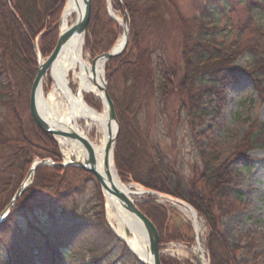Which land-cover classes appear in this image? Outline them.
<instances>
[{"label": "trees", "instance_id": "trees-1", "mask_svg": "<svg viewBox=\"0 0 264 264\" xmlns=\"http://www.w3.org/2000/svg\"><path fill=\"white\" fill-rule=\"evenodd\" d=\"M65 1L0 0V108L7 115L0 120V214L35 161L48 158L56 163L61 161L54 138L42 133L20 109L23 95L38 72L32 42L41 36L39 47L44 57L55 50ZM92 1L94 15L89 33L93 38L91 44L99 55L109 52L118 39V25L105 12V1ZM123 2L132 23L130 44L121 57L106 64L109 93L120 121L115 150L119 175L123 180L133 177L135 183L147 189L186 201L196 209L208 228L206 248L212 264H238L236 250L227 243L221 226L228 210L244 200L243 193L232 187L229 167L219 166L215 156L202 155L192 178L187 180L181 168L175 170L158 153L154 155L145 179L141 178L136 175L141 140L132 127L129 113L138 101V91L146 88L148 92L158 90L160 97L179 96L180 107L190 123L197 117L218 119L226 106V92L239 84L243 76H247L257 93L264 97V0H207L193 19H184L172 4L173 0ZM115 3L117 9L121 7L119 0ZM168 11L177 20L184 41L182 76L177 82L174 80L176 73L170 76L166 69H161V73H157L160 74L158 79L156 72L149 70L150 64L140 51L133 21L135 16H140L163 22ZM97 12L100 18L96 17ZM241 58L247 63L239 67ZM119 79H123V93L116 88ZM116 94H120V98ZM129 94L132 100L126 106L124 102L126 104L125 98L127 100ZM246 137L240 153L234 158L237 162H245L241 167L245 170L252 168L248 153L264 148V123L253 122ZM129 144L132 154L124 158L123 152ZM82 173L84 171L76 168H38L33 184L10 212L7 222L0 226V233L19 232L8 242L0 235V264H85L79 254L85 244L91 247L96 243L123 244L105 225L101 191L97 185L99 202L94 219L83 221L79 215L74 198L84 188H76L73 181ZM139 207L161 233L169 210L152 198ZM62 214L65 215L62 224L54 221ZM21 218L26 228L15 231ZM161 239L162 243L164 239ZM168 239L192 241L176 229L169 233ZM123 250L126 255L130 254L124 244ZM92 254L86 264H98L100 256ZM162 263L167 264L164 260Z\"/></svg>", "mask_w": 264, "mask_h": 264}, {"label": "rangeland", "instance_id": "rangeland-1", "mask_svg": "<svg viewBox=\"0 0 264 264\" xmlns=\"http://www.w3.org/2000/svg\"><path fill=\"white\" fill-rule=\"evenodd\" d=\"M103 1H105V12L109 15L107 11V2L109 0ZM206 1L173 0L172 4L175 5V8H178V12L181 13L184 19H193ZM122 3L124 4L123 0ZM115 6L116 3L113 0L112 8L114 17L118 21L113 20L110 15L109 17L117 23L119 37L114 42L111 50L124 35L123 28L119 22L123 15L122 7L117 9ZM171 13L170 11L166 13L163 22H156L153 19H143L140 16H135L133 21L135 22V32L138 34L140 51L147 56L148 64H150L148 67L149 70L152 73L156 72L154 73L156 75L157 73H161V69H166L170 76L176 73L177 75L174 76V80L177 82V79L182 76L181 57L184 41L177 20L172 17ZM98 14L99 12H97L96 17ZM93 15L94 12L92 13V17ZM62 16L63 14L61 15L60 21ZM129 18L130 16H128L130 28L132 27V23ZM89 27L87 29V35L85 36L86 48L84 54L93 61L100 54L104 53H99L98 55L97 51H95L94 45L91 44L93 38L89 33ZM59 32L60 30L58 28V36H60ZM40 39L41 36L36 41L38 47L40 46ZM39 50V54L44 62L48 56L44 57L41 47H39ZM246 63L241 58L238 66L242 67ZM106 68L104 77L108 84ZM158 77H160V74L159 76L157 75ZM44 80L43 91L45 95H48L52 87V80H50L48 74ZM122 83L123 79H119L116 85L117 91L120 93H123L122 90H124ZM238 83L226 92V106L220 118L197 117L191 123L188 122L185 112L180 107L179 96L166 95L160 97L158 90L148 92L146 88L138 91V101L131 107L132 110L129 113V120H131L132 127L139 134L138 136L141 140V156L136 165V175L145 179L146 173L151 168L154 155L160 153L172 164L175 170H180L181 168L185 174V178L189 180L194 174L193 171L196 164H200L198 161L200 156H215L219 166L225 164L229 167V171L232 173V187L235 189L238 188L244 195V200L238 203L234 209H229L226 217L222 219L223 236L226 238L229 246L235 248L238 264H264V148H257L248 153L249 155L247 156L252 166L250 169H242L241 167L245 165V162H237L234 159L240 153L241 146L245 143L251 124L255 121L264 123V97L257 93L247 76H243ZM30 89L31 87L27 88L21 101L22 108L20 107V110L24 117L25 115L31 116L29 114ZM116 96L120 98V94H116ZM130 97L131 95L129 94L127 100L125 98L126 104L124 102V105L129 106L128 102L132 100ZM88 100L89 103L92 102L101 111L102 104L99 100L91 96ZM6 116V111L0 108V120L3 121ZM57 145L61 152V145L58 143ZM131 148L132 146L130 144L125 147L123 152L124 158L132 154ZM116 171L119 175L117 166ZM119 177L121 183L125 186L130 184L141 185L140 183H135L133 177H127L126 180H123L120 175ZM73 184L76 188H84L74 198L76 200V209L83 218V221H89L90 218L91 220L94 219L95 212L97 211L96 205L99 202L96 196L98 191L96 185L99 187L104 209V220L107 222L105 225L113 233L114 231L106 219L104 192L95 176L84 172V174L82 173V175H78L75 178ZM141 186L145 188V186ZM133 198L138 206L152 198L156 204L165 206L169 210L167 219L161 227V233H159L160 239L161 237L164 239L160 243L162 262L164 260L167 264H199L196 251L201 247L204 259L208 264H212L209 250L206 248L208 228L205 226V221L198 216V212L197 216L200 229L198 231L199 239L197 240L194 224L188 212L185 213L183 211L184 206H179L172 201L170 202L166 199L151 195H144L143 197L133 196ZM64 216V214L58 215L54 221L62 224ZM33 221H35V218H33ZM25 224L22 218L19 219L18 225L14 227V230L17 231L20 227L25 229ZM175 229L182 235L187 236V238H192V241L191 239L190 241H186L187 239L182 241L168 239L169 233ZM18 233L8 232L0 233V235L8 242V240L12 239ZM123 244L117 245L108 242L107 245H103L96 243V246L91 247L87 243L79 251V254L84 259L85 264L91 259L92 253H95L94 257L100 256L98 264H141L124 244L126 250L130 253L126 255L123 250ZM90 250L92 253H90Z\"/></svg>", "mask_w": 264, "mask_h": 264}, {"label": "bare ground", "instance_id": "bare-ground-1", "mask_svg": "<svg viewBox=\"0 0 264 264\" xmlns=\"http://www.w3.org/2000/svg\"><path fill=\"white\" fill-rule=\"evenodd\" d=\"M65 2L61 19L63 32L74 25L75 21L80 19L85 13L83 0H66ZM110 5L111 7L113 6V0H110ZM85 41L84 35H76L64 45L58 56L59 58L50 67L48 73L50 80H52L50 93L45 95L43 83L39 90L38 102L40 103V112L46 120L56 124L63 131H73L91 145L97 157L98 172L104 176L106 171L104 165L106 150L110 144L109 142L113 141L116 136L117 125L114 121H109V110L102 91L105 85V62L99 60L94 64L89 57L85 56ZM123 41L124 35L116 45L117 50H120ZM90 96L99 100L102 104L101 111L89 105L88 99ZM29 114H31L30 105ZM29 117L32 119L31 116ZM58 142L61 145L63 155L66 156L68 161L70 158H75L82 163L87 159L88 155L84 144L63 137H58ZM110 165V175L116 186L126 192L134 193L135 197H143L145 195L143 193L146 189L141 185H123L113 162ZM105 198L106 218L115 235L123 241L128 250L138 260L152 264L148 235L141 220L125 211L107 193ZM183 211L185 213L188 212L192 222L196 224L195 227L199 231V223L194 212L187 207L183 208ZM128 230L130 231L129 236L127 235ZM196 252L202 264H208L204 259L201 247Z\"/></svg>", "mask_w": 264, "mask_h": 264}, {"label": "water", "instance_id": "water-1", "mask_svg": "<svg viewBox=\"0 0 264 264\" xmlns=\"http://www.w3.org/2000/svg\"><path fill=\"white\" fill-rule=\"evenodd\" d=\"M85 3V10H84V15L75 21V24L72 25L69 29L65 30L64 32L62 31V24L61 21L59 23V39L56 44V48L53 51V53L48 57L47 60L43 62L41 55L39 54V47L37 46L36 42H32V48H34L35 56L38 61V72L37 75L34 78V83L31 87V95H30V113L32 120L34 124L38 126L41 132L44 134H49L54 137V139L58 142V137H63L66 139H71L76 142L82 143L85 145L86 150H87V159L83 161L82 163L78 161L75 158H70L68 161L66 157L64 156V162L58 164L54 163L51 159H45V160H39L36 164H34L31 169L29 170L25 180L22 182V184L19 186L17 189V193L14 195L12 200L10 201L9 205L7 208L0 214V225L5 223L10 215V211L17 205V201L23 196V194L27 191L28 187L32 185L34 182V176L38 170V167H57V168H71L75 167L79 170H83L86 173L90 174L91 176H95L97 179L100 187H102L103 192H104V198L105 194L107 193L109 197L117 202L122 208L125 209V211L133 214L136 218L140 219L141 222L143 223L144 229H146L147 235H148V240H149V251L150 255L152 257V264H162L161 261V250H160V235L159 231L152 222L151 219L147 218L141 209L138 207V205L135 203L134 199L132 196H134V193L131 192H126L119 186H116L112 180V176L110 175V169H111V162H113L114 165V152L115 148L117 145V139L120 135V123L118 121L117 117V111L115 110V104L113 99H111L110 94H109V88L108 84L105 81L104 88L102 91L104 92V99H106V105L108 108V118L110 122H115L117 125L116 129V136L114 137L113 141H110L109 146L106 150V157L104 161V165L106 168L105 175L103 176L98 172V165H97V157L94 153L93 148L91 145L85 141L82 137H79L76 133L73 131H63L60 129V127H57L56 124L51 123L49 120H46L42 113L40 112L39 108V102H38V97L40 93L41 86L44 83V78L50 71V67L55 63V61L59 58L58 56L60 55L62 49L64 48V45L73 37L76 35L79 36H86L87 34V29L90 25V20L92 17V0H83ZM123 15L122 18L119 20L121 23V26L123 28V33H124V41L123 45L121 46L120 50L116 49V46L109 51L108 53L100 54L99 57L95 58L93 60V63L95 64L99 60H103L105 64L109 62L111 59L119 58L121 55L127 50L128 45H129V37H130V32H129V22H128V11L126 10L124 4L122 3V0L120 1ZM107 11L109 12V15L111 18L115 21H118L116 17H114V13L112 11V7L110 5V0L107 2ZM115 167V166H114ZM143 194L145 195H152L156 196L158 198H163L168 201H172L175 204H178L179 206H185L192 210L194 212V215L197 216L196 210L183 200L180 201L179 199L165 195L162 193H157L153 190H146ZM105 203H106V198H105ZM198 219V216H197ZM196 224L194 223V227ZM114 231V230H113ZM195 233H196V238H198V230L197 227H195ZM127 235H130V231H127ZM120 239V238H119ZM121 240V239H120ZM198 258V257H197ZM138 260V259H137ZM199 260V258L197 259ZM141 264H147L144 263L140 260H138ZM199 264H202L201 260H199Z\"/></svg>", "mask_w": 264, "mask_h": 264}]
</instances>
